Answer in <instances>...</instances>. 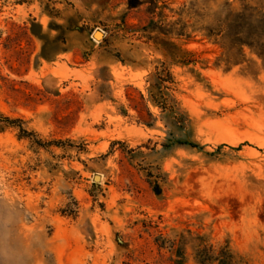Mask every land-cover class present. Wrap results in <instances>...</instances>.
Instances as JSON below:
<instances>
[{"label": "rangeland", "instance_id": "rangeland-1", "mask_svg": "<svg viewBox=\"0 0 264 264\" xmlns=\"http://www.w3.org/2000/svg\"><path fill=\"white\" fill-rule=\"evenodd\" d=\"M132 1L0 0V264H264V60L210 32L263 0Z\"/></svg>", "mask_w": 264, "mask_h": 264}, {"label": "trees", "instance_id": "trees-1", "mask_svg": "<svg viewBox=\"0 0 264 264\" xmlns=\"http://www.w3.org/2000/svg\"><path fill=\"white\" fill-rule=\"evenodd\" d=\"M131 7L137 4L131 0ZM221 10V17L216 20V26L210 29L211 36L220 37V43L225 49V59L227 64L237 65L245 60L243 49L249 47L255 49L264 60V0L259 6L246 5L243 10L237 11L231 5ZM169 49L166 51L173 61L178 63H191L188 58V52H183L174 43H169ZM184 55H180L183 54ZM167 82H173L172 75L167 67L157 74V81L153 85L150 94L152 101L165 110L173 111L174 106L168 103L165 97L164 89L169 87ZM187 143V142H186ZM188 144V143H187ZM192 147H198L189 143ZM202 148V147H199ZM199 264H212V261L218 264H240L229 249L221 250L217 257L211 255L210 251L204 247L198 250Z\"/></svg>", "mask_w": 264, "mask_h": 264}, {"label": "bare ground", "instance_id": "bare-ground-1", "mask_svg": "<svg viewBox=\"0 0 264 264\" xmlns=\"http://www.w3.org/2000/svg\"><path fill=\"white\" fill-rule=\"evenodd\" d=\"M102 36H103L102 33H98V34H97V38H98V39L102 38Z\"/></svg>", "mask_w": 264, "mask_h": 264}, {"label": "water", "instance_id": "water-1", "mask_svg": "<svg viewBox=\"0 0 264 264\" xmlns=\"http://www.w3.org/2000/svg\"><path fill=\"white\" fill-rule=\"evenodd\" d=\"M100 31H97L96 33H95V36H97V34L99 33ZM98 179V178H97Z\"/></svg>", "mask_w": 264, "mask_h": 264}]
</instances>
